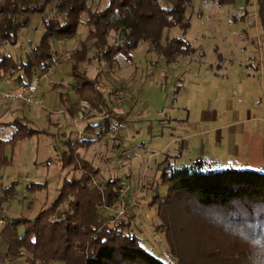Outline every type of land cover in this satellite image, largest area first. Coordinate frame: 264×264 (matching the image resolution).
I'll list each match as a JSON object with an SVG mask.
<instances>
[{
    "label": "rangeland",
    "instance_id": "1",
    "mask_svg": "<svg viewBox=\"0 0 264 264\" xmlns=\"http://www.w3.org/2000/svg\"><path fill=\"white\" fill-rule=\"evenodd\" d=\"M16 2L19 7L42 6V10L12 17L13 22L26 21L16 30L13 44H0V55L9 56L15 65L25 61L43 34L41 16L50 18L55 13L51 1ZM158 2L163 5L165 0ZM93 4L101 8L106 0ZM184 18L187 28L163 29L161 42L165 37H181L193 50L169 63L146 42L138 43L130 60L116 56L111 64L88 49L92 58L78 68L95 79L106 103L102 112L80 103L72 88L68 54L81 41L92 43L85 37L84 13L71 37L51 40L52 58L43 62L45 68L31 69L30 78L39 76L35 92L39 105L3 101L4 93L15 92L28 79L19 69L0 70V138H7L12 128L5 123L15 117L40 131L4 148L10 163L0 167V227L11 217H34L53 203L64 179L79 175V169L60 166L66 141L93 139L89 146L77 149L80 158L98 169L92 183L107 178H119L120 183L117 200L101 208L99 217L128 221L141 246L159 259L167 246L166 226L156 212L166 194L159 176L164 164L177 168L199 160L201 171L264 172V58L254 0L229 5L191 0ZM115 36L108 30L106 43ZM106 119L108 129L98 125L95 132L83 131L85 125ZM31 183L44 186L29 190ZM66 203L57 204L55 211L61 214ZM164 214L170 218L169 210ZM220 245L225 250L224 242ZM5 250L0 236V264L31 262L23 250L14 257L5 256Z\"/></svg>",
    "mask_w": 264,
    "mask_h": 264
},
{
    "label": "trees",
    "instance_id": "2",
    "mask_svg": "<svg viewBox=\"0 0 264 264\" xmlns=\"http://www.w3.org/2000/svg\"><path fill=\"white\" fill-rule=\"evenodd\" d=\"M45 1L53 2L55 13L50 18L41 16L44 32L38 43L17 65L9 56L0 55V70L19 69L28 82L31 69H44L43 62L52 58L51 40L71 37L84 13L85 37L92 43L81 41L80 47L68 54L72 62L70 75L78 100L98 112L105 110V99L95 79L78 68L79 63L92 58L87 56L88 49L92 48L93 56L108 64L116 56L130 60V52L139 42H146L168 63L193 50L181 37H165L161 42L163 29L187 28L184 11L191 0H165L163 5L158 0H106L101 8L93 4L94 0ZM234 1L215 0L218 5ZM254 5L264 58V0H254ZM41 10L42 6L19 7L16 0H0V44H13L16 30L25 24V19L12 21L16 13ZM108 30L116 34L111 43H106ZM98 125L106 130L108 120L87 124L83 131L95 132ZM5 126L12 130L6 139L0 138V167L10 163L4 155L7 145L40 132L20 117ZM92 142L93 139L66 141L67 149L59 156L60 166L79 169L80 173L62 181L49 207L32 218L11 217L0 227V236L6 243L5 256L14 257L23 250L30 256L29 264H264V172L233 168L201 171L199 160L177 168L164 164L159 176L166 194L156 212L166 226L167 246L163 259H159L141 246L128 221L109 222L99 217L101 208L110 207L117 200L120 183L119 178L92 183L98 169L77 153L78 148ZM43 186L31 183L28 189ZM64 200L67 209L58 214L57 204ZM165 209L169 210V219ZM18 227L22 228L21 233L17 232ZM220 242H224L225 250Z\"/></svg>",
    "mask_w": 264,
    "mask_h": 264
},
{
    "label": "built area",
    "instance_id": "3",
    "mask_svg": "<svg viewBox=\"0 0 264 264\" xmlns=\"http://www.w3.org/2000/svg\"><path fill=\"white\" fill-rule=\"evenodd\" d=\"M39 76L31 78L28 82L19 84L15 92L3 94V101H17L23 105H39L40 101L36 100L35 92L37 90V80Z\"/></svg>",
    "mask_w": 264,
    "mask_h": 264
},
{
    "label": "crops",
    "instance_id": "4",
    "mask_svg": "<svg viewBox=\"0 0 264 264\" xmlns=\"http://www.w3.org/2000/svg\"><path fill=\"white\" fill-rule=\"evenodd\" d=\"M80 103H85V102L84 101H80ZM77 115H80L81 116V113L80 112H77ZM86 133H88V132H86ZM229 138H233V135L231 133L229 134Z\"/></svg>",
    "mask_w": 264,
    "mask_h": 264
}]
</instances>
